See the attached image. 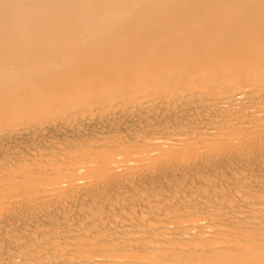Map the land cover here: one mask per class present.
Returning <instances> with one entry per match:
<instances>
[{"label": "bare ground", "instance_id": "obj_1", "mask_svg": "<svg viewBox=\"0 0 264 264\" xmlns=\"http://www.w3.org/2000/svg\"><path fill=\"white\" fill-rule=\"evenodd\" d=\"M0 264H264V0H0Z\"/></svg>", "mask_w": 264, "mask_h": 264}]
</instances>
